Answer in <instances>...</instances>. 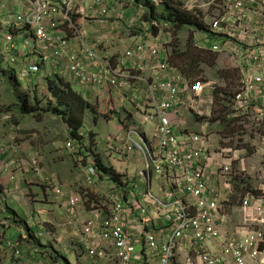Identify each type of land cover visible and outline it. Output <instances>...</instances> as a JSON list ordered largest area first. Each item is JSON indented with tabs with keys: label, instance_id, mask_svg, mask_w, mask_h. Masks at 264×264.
Returning <instances> with one entry per match:
<instances>
[{
	"label": "built area",
	"instance_id": "obj_1",
	"mask_svg": "<svg viewBox=\"0 0 264 264\" xmlns=\"http://www.w3.org/2000/svg\"><path fill=\"white\" fill-rule=\"evenodd\" d=\"M25 2L28 5L25 12L15 20L19 24H33L37 28L28 43L35 42L44 60H55L73 81L81 86H90L86 90L91 87L130 89L129 82L142 86L145 100L140 102L137 115L142 127L155 126L157 139L155 146L149 150L129 138L127 151L137 150L145 156L147 173L153 171L156 176L162 177L169 171H180L185 179L184 190L197 201V217L169 216L167 229L146 232L142 223L134 222L127 209H135L146 222L149 218L145 205L142 202L127 205L129 203H121L114 196L111 199V214L99 219V212H95L94 219L86 223L78 237L84 254L89 258L111 259V264H264V0H222L220 14L213 17L209 24V31L219 36L223 40V48L233 54L238 69L236 86L221 92L218 95L219 103L228 110L227 118L237 120L241 133H247L257 140L252 154L260 161L257 188L252 191L244 181L240 182L237 200L240 224L237 223L229 231L223 214L230 207L234 195L232 185L235 184V176L244 179V161L237 159L235 149H221L219 172L211 173L212 183L205 172L210 167L202 165L207 160L204 151L206 139L189 134V144L180 146L181 140L175 136L170 116L177 111V107L188 102V93L185 92L186 88H181V85H186L183 79L168 73L166 66L159 63L163 52L151 44L136 45L133 54L127 53V56L135 59L134 72L151 71L149 82L147 78L133 75L122 68H112L108 61L100 59L86 47L82 34L73 27L79 45L83 47L81 53L71 51L69 42L61 37L62 33L58 30H54V34L49 33V30L61 25V20L69 21V13L80 0ZM92 8H97L103 15L107 12L103 0H91L90 11ZM60 10H64L62 19H59ZM7 40L10 42V38ZM12 50L14 46L11 42L8 51ZM212 51L216 52L218 48L213 47ZM32 71L37 70L34 68ZM210 88V83L195 82L190 92L200 98ZM133 103L138 104L137 99ZM207 106L211 107L212 103ZM135 135L139 137L137 133ZM110 151L113 156L120 155L118 147L111 145ZM233 162L238 166L235 172L230 169ZM95 175L94 170L87 171L89 185L93 184ZM55 193L61 195L59 190H55ZM78 204L77 197L70 199L66 211L72 214ZM129 220L131 225L128 224ZM137 247L141 248L140 252ZM10 248L16 257H20L21 251L17 245L11 244ZM103 248L108 250V254L102 251ZM28 264L51 263L41 258L29 260Z\"/></svg>",
	"mask_w": 264,
	"mask_h": 264
},
{
	"label": "clouds",
	"instance_id": "obj_2",
	"mask_svg": "<svg viewBox=\"0 0 264 264\" xmlns=\"http://www.w3.org/2000/svg\"><path fill=\"white\" fill-rule=\"evenodd\" d=\"M53 1L55 3H60V0H53ZM103 1L105 3V6L107 7L106 14L103 15L99 13V10L97 8H92L91 9L92 11H90L91 0H80V2L77 5H75L73 11L69 13V21L61 20V25H59L56 29L49 30V33L54 34V30H58L60 33H62L61 37L65 38L69 42L71 46L69 47V49L73 52L76 51L77 53H81L83 51V47L79 45L77 34L75 32V30H77L78 32L82 34V40L84 41L86 47H88V49L93 51L95 55L99 57L100 59L108 61L110 65L112 66V68H122L124 70L129 71L133 75H139L141 78H147L149 82H151V79L149 78L151 71L147 69L140 73L134 72L133 63L135 59L134 57L133 59H131L129 56H127V53L133 54L135 52L134 47L136 45L147 46V45L155 44L163 52V56L159 60V63L166 66L168 73H172L173 75L183 79L182 78L183 72L179 68L174 67L171 64V60H169L171 52H168L167 49L165 48V50L167 51L166 53L162 48L163 45L169 46L170 43H174V41L172 40V36L169 37L170 32L161 33L159 25L156 24L158 21L153 20L151 23L146 22L144 20L141 21L143 22L142 24L148 26L152 32V33L148 32L152 34L151 40L150 42L145 43V44L142 43L141 41L142 38L137 37L136 36L137 34L133 32V28H135L134 26L135 19L131 23L129 24L127 23L128 25H125L126 27H125L124 33L123 32L122 33L126 34L129 39L131 38L133 39V41L131 42L132 46L128 48V50H126L123 57L119 58V60H115L113 57H110L108 55H103L98 51V48L105 46V44L107 43L106 40L109 36L111 35L114 36L113 34H110L109 36L102 38V39L99 38L97 40V43H94V44H97V46L96 47L92 46V44L89 42V30L87 26H85L83 23L80 24L79 20L77 19L82 18V20H88V19L93 20V21L89 20L88 22H86V23L91 22V24H88L89 27H92L93 23L99 20V22L102 23V29L107 28L106 22H108L111 19L109 17L110 10H109L108 2L106 0H103ZM135 1L136 0H134V3ZM140 1L149 2L150 4L154 6L156 5L157 7L162 6V3H163V0H159L158 3L152 2L151 0H140ZM11 3L20 4L22 8L20 10L17 9L16 7L11 8L9 7ZM5 4H7L8 6H5ZM26 6L28 5L25 2V0H0V28L2 29V32L5 33L4 35V40H5L4 55L5 57L8 58L9 65L18 66L21 63V60H23L24 64L27 65L21 71V75L24 79H30L34 81L35 85L38 83L46 82V86H48L51 82H53L56 78H58L62 80L65 84H68L69 87L73 89L77 94H80V95L85 94L86 98L84 99L87 102L91 101L90 97L99 99V97H96V94H95L99 90H102V91L109 90V95L111 99L107 100L109 102L105 101L106 103H109V104H108L107 114L105 116V114L103 113V117L108 119L107 124L109 125L111 131L108 133V136L106 137L107 139H105L102 146H104L106 152L109 153V156L111 158H120V156H123V154L125 156H130L135 153H138L140 157L144 159L145 164H146L145 156L141 154L139 151L137 150H133L132 152L127 151V145H128L129 138H131L136 144H138L139 146L143 148L146 146L149 150H152V147L155 146L156 139H157L156 132H155V126L151 125V126L142 127L140 125V118L137 115V112H138L137 109H138V106L140 105V102L145 100L144 94L142 92V86L138 84L137 82H129V85L131 86L130 89H119L118 90L116 88H109V87H105V88L91 87L89 90H86L85 88L90 87V86H81L79 83L73 81L70 74L67 73L63 68H61L55 60H50V59L44 60V57L41 54L40 50L36 47L35 42L28 43L30 40L33 39L34 33L37 30V28H35L33 24H27V25L19 24L15 20L17 16L25 12L27 8ZM6 10H8L9 13L6 15L7 19L4 20L3 15L5 16ZM139 10H143L145 12V10L142 8ZM59 13H60L59 19H62V16L64 15V10H60ZM140 13L141 12H139V14ZM144 15L146 16V12ZM102 18H105L106 21H102L101 20ZM139 19H140V15H139ZM165 27L170 29L171 34H172L173 30L171 26H169L168 24H165ZM140 31H143V29L139 30V32ZM207 31L210 34H208ZM207 31L198 32V33L204 34V36H207L206 38H214L218 40L219 43L218 44L214 43L209 49L202 48V47H199V48L202 50L208 51L210 54L208 52H205V53H208L209 55L221 54V51H223L224 56L229 60L230 63L233 64V68L236 73V78L232 82L225 83L224 89L218 88V90L217 89L214 90L212 87L209 89V91L211 90V94H210L211 100L209 101V103L211 102L212 106L211 107L207 106V108H210V112L208 113V115L204 114L201 117V119H204V120L206 119L210 120L212 117H214V107L219 102L218 95L221 92L224 93L226 89L233 88V83L236 86L237 77H238L237 64H236V61L234 60L233 54L229 52L227 48H223L222 46L223 40H221L219 36L209 31V26H208ZM164 36L166 37V40L163 41L162 44H160L159 43L160 38L162 40ZM8 38H10V42H8L7 40ZM119 38L120 40H123L121 36ZM11 42L13 43L14 50L9 52L8 50L10 48ZM213 47H217L218 51L213 52L212 51ZM0 53H2V51H0ZM227 55H229V57ZM5 57L1 55L2 61H7ZM12 60H14V63H12ZM34 68L37 71L35 72L32 71V69ZM24 73L26 75H24ZM10 74L12 75V77H14V79L17 80V71H15L14 73H10ZM183 77L187 80V78L184 75ZM183 81L185 82L184 79ZM193 81H190L189 82L190 84H186L185 87L184 86L182 87L181 85V88H186V91H185L186 93L190 92L192 84L195 83ZM196 82L210 83V82H204V81H196ZM226 94L229 95L230 93H226ZM112 99H113V103H111ZM135 99H137L138 104L133 103ZM96 102L98 101L96 100ZM188 103H189V100L188 102L184 104V106L177 107V111L172 113L170 116V120L173 124V127L175 128V136L178 140H181V145H180L181 147L183 145L189 144L187 140V137H189V134L200 135L206 139V142L204 143V147H205L204 151L206 152L207 160L203 161L202 165L205 164L210 167L208 171H205V172L208 174L209 179H211L213 183V177L211 176V173L219 172L218 171L220 167L219 166L220 164L219 153L221 149H218L216 152H214L213 150L214 147L211 145L209 141L210 137H208V135L205 134L207 130L206 125H203L201 133H195L194 130L193 131L190 130V125H192L193 123L189 122L187 126L188 128H186V125L183 124V118L186 112L185 106H187ZM120 104L122 105V107L120 106ZM87 112H90V111H87ZM87 112L85 113V115L87 114ZM53 116L58 117L57 115H53ZM226 116L227 114L223 115V118H221L219 122L223 121L225 123L231 124V126L234 128V137L233 138L228 137L226 139V142L233 141L235 143H238L239 141H242V138H247V142L245 143L246 149H249L250 151L253 152L255 150V146L257 143L254 141V137L248 135L247 133H241L242 129L238 125L237 120L231 119L230 117L227 118ZM61 121L64 123L62 119ZM97 121L98 119L95 122V119L93 118L94 123H97ZM83 122H84V118H83ZM198 123L199 121L196 123V125ZM66 128H67L66 129L67 136H66L65 151L67 154L69 153L71 156L75 155L78 157V160L74 161L73 164L76 167H80L81 170L83 171V181H82L83 191L82 193H79L72 197V198L77 197L79 199V204L73 208V213H76L77 209H80L81 206H84V209H85L88 204L87 200L88 199L91 200L95 195V194H92L96 192V187L94 188V186L98 185V188H99L104 182V183H108L107 184L108 186L106 187V188L109 187L108 192L107 190L103 192L100 191L98 194H96V196L100 197L103 201L106 202L107 208L100 207L91 212L92 216H94L95 212H99L101 216L99 219H104L108 215L111 214V211H112L111 199L114 196H117L119 200L121 201V203H126V204L129 203L127 205H130L133 202H142L145 205L146 207L145 209L147 212L148 210H152L157 214V217L155 220L160 221L162 223L159 226L152 227L153 219L149 217V213H147L149 220L144 222V220H142L140 213L135 211V209L133 208H127L129 210L130 216L132 215L133 219H135L134 222L142 223L144 231L146 232H151L153 230H157L160 228L167 229L169 227V221L167 220V217L169 216L174 215L176 218L179 215H184L186 217H188L189 215H192V218L197 217V210H196L197 201L195 198H193V196L189 195L184 190L185 179L182 176L180 171H177V170L169 171L168 174L162 177H159V176H156L153 173V171L147 173L146 169H144V171H142V175H139V176L137 175L136 177L137 179L136 181L138 182L137 186H135V184L131 181L130 183L124 184L122 181H119L120 178L118 177L110 178V175L112 174V172H108V173L102 172L101 169L98 167V164L101 165L100 163L101 160L95 155L94 148L97 144H100V143H98L97 139H95L96 134L95 136L91 132H89L88 134H85L84 132L80 130L76 135L77 139L72 140L68 137L69 129L68 127ZM135 133H137L139 137H137ZM89 135H92V137H90ZM118 138L120 139L119 142L116 141V139ZM123 140L127 141V145L125 147H121L120 145L121 141ZM0 145L3 147V151H4V146L1 143ZM111 145L120 148L119 156H113L111 154V151H110ZM37 161L39 162V159H37ZM14 166H16V162L11 161L8 164H4L1 171H6L9 167L12 169L14 168ZM90 169L94 170L96 174L95 178L92 179V182H93L92 185H89L87 183L88 181L86 177V173ZM33 174L40 175L41 172H34ZM154 180H161L163 189L161 188L157 189L155 187ZM11 181H13V178H11ZM244 182L245 184H247L246 181ZM249 182H252V181L249 180ZM0 184L2 185L1 181H0ZM41 184L46 189H48L57 200L62 199L63 193L55 177H51V178L45 177L42 180ZM128 186H133V187L129 188ZM234 186L235 184L232 185V187L235 190ZM236 186L237 188H239L240 183H238ZM247 187H250V186L247 184ZM4 190L5 189L3 187L2 195L4 194ZM55 190H59L61 192V195L58 196L55 193ZM127 192L129 193V196H127ZM232 198L233 197H231V199ZM69 200L64 201L66 203V206L64 208L65 211H66V207H67ZM229 208L230 207L226 208L223 214L227 219V230L228 231L230 228H233L236 225V224H231L228 229V224L230 223V217L227 215V210H229ZM31 212L33 215V211ZM236 212L239 214L238 204H237ZM43 213L47 214L46 210L44 208H39L36 210V212H34V215L36 214L35 215L36 218L38 217L42 218ZM65 213L67 215L73 214L67 211ZM16 217L17 216L15 215H11L9 219H4L5 221L9 222L6 225H4L6 229L9 230L10 225L12 224L11 223L12 220L14 222V219ZM240 218L241 217L239 214L238 224H240ZM87 222L89 221L82 223V228L80 232L78 233L79 236L82 233V230L84 226H86ZM147 223H150V225L147 226L146 225ZM24 236H22V238L19 237L20 239L18 240H8V241H6L4 238H1L0 239V249L5 248L6 252H9L12 258L14 257V259L17 260V262L23 263L24 261L25 264H28L29 260L36 261V260H40L41 258L48 260L51 264H64L63 261H56L51 258L50 251L57 252L53 250L51 247H47L46 249H50V250L49 252H45V253L40 252V249H38L37 247L34 249V251H29L27 248H22L21 243L26 241L23 238L28 239L27 236L25 237ZM45 236H46V233H44L43 230L38 231V233L37 232L35 233L34 237H35V240H37L36 242L38 245H40V243L38 242L42 241ZM78 240L79 239H77V245L75 244L74 246L76 248V251L79 254V258L84 257V260H81V263L87 262V264H96V262H98L97 260H106L107 264H111L110 262L111 259H106V258L100 259L98 257L89 258L87 255L84 254L83 248L80 245ZM11 244H15L18 246L19 250L21 251L20 257L15 256L14 251L10 248ZM102 251H106L107 253V250L105 248H103ZM137 251L140 252L141 248L137 247ZM57 254H59V257H60L59 260L64 259L66 260V262H68V264H70L68 259L64 257L61 253L57 252ZM85 259L90 260V261H86Z\"/></svg>",
	"mask_w": 264,
	"mask_h": 264
},
{
	"label": "rangeland",
	"instance_id": "obj_3",
	"mask_svg": "<svg viewBox=\"0 0 264 264\" xmlns=\"http://www.w3.org/2000/svg\"><path fill=\"white\" fill-rule=\"evenodd\" d=\"M221 2L222 0H180L178 5L180 10L190 12L194 28L201 27L204 29V32H206L210 20L220 14ZM5 6L8 5L5 4ZM9 7H16L19 10L22 8L20 4L16 3H11ZM156 8L159 9V12L156 11V16L159 18V16L162 15L161 7L156 6ZM8 13V10H6L5 16L3 15L4 20L7 19L6 15ZM124 14L126 20L130 21L131 19H135L134 26L136 29L141 30L143 28V22L141 21L145 18L144 11L139 14L135 11V9H131L125 10ZM139 15L141 20L139 19ZM156 24L159 25L161 33L170 32L169 37L172 36V40L174 41V43H170L169 46H162L166 53L167 51L171 53L177 52L179 56L184 55L188 60L189 57H191L190 61L193 62V70L192 72L188 71L187 69L184 70L183 75L187 78V80L182 75V78L185 80L186 84H190L189 82L193 80H195L193 82H210L211 87L214 90H218V88L224 89L225 83L232 82L236 78L233 64L230 63L229 60L224 56L223 51H221V54L209 55L210 53L208 51L199 48L202 47L209 49L214 43L218 44V40L214 38H206L207 36H204V34L192 31V28H184L180 31L176 38H174V33L172 32L171 34V30L165 27L163 22H157ZM121 27L125 29L126 26L121 24ZM112 28L114 29L113 26ZM110 33L111 31L109 34ZM207 33L210 34L208 31ZM117 34L121 36L123 40L128 38L127 35L123 34L122 32H120V34L117 32ZM4 35L5 33L2 32V29L0 28V51H2V53H0V100L2 104L0 107V115H2L4 118H7V123L9 125L21 127L20 134L22 135H20L17 140L20 145H22V150H30V148H32L31 150L34 152V157H32L28 163L23 164L29 168L28 172H31V174L34 172H43L42 169L47 166V170L50 171L48 176L51 178L54 175V170H56V164H51V162H54L59 157L63 156L60 154V152H66V136L64 135L61 137V135L66 132L67 126L61 121V118L46 112L48 108H53L55 106V99L53 98L52 93L49 92L46 82L35 85L34 81L30 79H24L21 75V71L27 65L24 64L23 60H21V63L18 66L9 65V60L4 55ZM136 36L143 37V34L140 33ZM109 37L108 38L111 41H115V36L111 35ZM98 38L95 40L97 41ZM165 40L166 37L164 36L162 40L160 38L159 43L162 44V42ZM113 48L118 49L119 46L117 45L112 48L108 47V51ZM205 52H208L209 54ZM1 55L4 56L7 61H2ZM227 56L229 57V55ZM15 71H17V80L14 79V77H11L10 74L14 73ZM234 86L235 84L233 83V87ZM95 94L96 97H99V99L90 97L91 101H88L94 114L87 112L88 110L86 111L87 114L84 117L81 131L85 134L91 132L94 134V136L96 134L95 139H97V142L101 145L97 144L95 146L94 153L101 160V165L108 170H111L112 174L110 175V178L118 177L120 178L119 181H122L124 184L130 183L131 181L135 184V186H137L138 182L136 181V177L137 175L139 176L142 171H144L146 167L145 161L138 153L130 156H125L123 154V156H120V158H111L109 153L106 152L102 144L105 139H107L106 137L108 136V133L111 131V129L107 124L108 119L103 117V113L106 116L109 104L106 102H109L107 100L111 99V97L109 95V90H99ZM210 94L211 90L209 91V89H207L204 94L198 98L193 96L191 92H188L187 99H189V103L187 106H185L186 112L184 114L183 124L186 125V128H188V123H193L190 125V130H194L195 133H201L203 125H206L207 130L205 134L210 137L209 141L214 147V152H216L218 149H223L226 147L235 149L237 151V159L242 158L244 161V179L241 177L237 178L235 176V193L231 199L230 208L227 210V215L230 217V223L228 224L229 229L231 224H237L239 221V214L236 211L240 187L237 188L236 185L241 181H246V183L250 186V190H255L258 183L257 176L260 161L255 156H253L252 151L246 149L245 143L247 142V138H242V141H239L238 143L233 141L226 142L228 137H234V128L231 126V124L225 123L223 121L219 122V120L223 118V115L228 113V110L226 108H222V105L219 102L214 107V117H212L210 120L201 119L204 114L208 115L210 112V108H207V104L211 100ZM82 97L86 98L85 94H82ZM26 100L28 102L26 112L21 114L19 107ZM96 100L98 102H96ZM111 103H113V99ZM193 103L196 106L193 105ZM120 106L122 107L121 104ZM93 118L95 119V122L98 119L97 123L93 122ZM198 121L199 123L196 125ZM9 125L6 126V129ZM1 127L6 132L5 126ZM254 141L257 142V140ZM50 144L56 145V147L53 148ZM120 145L121 147H125L127 145V141H121ZM51 151H54V153L50 154ZM38 158H44L45 163L41 164L38 162ZM67 158H70L73 162L78 160L77 156H71L69 153ZM53 166H55L54 170ZM230 169H233L235 172L238 169L237 164L234 162L231 163ZM249 180L252 182H249ZM3 181L8 182L9 179L7 178L6 180L5 178ZM154 184L157 189H163L161 180H154ZM128 187L132 188L133 186ZM3 195L2 193L0 194V219H9L11 215L18 216L17 213L19 210L23 212V209L19 203H17L19 206L17 207L16 204L12 203L10 199H6L5 196L3 197ZM127 196H129L128 192ZM92 199L87 200L88 204L85 208L87 212L91 213L93 210H96L100 207L107 208L106 202L100 197L94 195ZM147 213H149V217L152 219L157 217V214L152 210H148ZM19 215L23 222V225H21V222L19 226L23 227L25 225V221L28 220L25 218V214L19 213ZM50 219L57 224V219L54 216ZM14 222L17 223V220L14 219ZM33 229L34 233H36V228L34 226ZM9 232L10 234L7 236L8 238L13 237L12 234H16L13 230H10ZM14 239H16V236ZM54 243L58 244L56 241H54ZM69 245H71L70 241H65L63 242V245H61L56 250L60 253L62 249L68 247ZM11 259L13 258L11 257ZM85 260L90 261L87 259ZM13 263L15 262L13 261ZM81 264H87V262H82Z\"/></svg>",
	"mask_w": 264,
	"mask_h": 264
},
{
	"label": "crops",
	"instance_id": "obj_4",
	"mask_svg": "<svg viewBox=\"0 0 264 264\" xmlns=\"http://www.w3.org/2000/svg\"><path fill=\"white\" fill-rule=\"evenodd\" d=\"M109 4V10H110V20L106 22V27L102 29V23L97 20L94 22L92 27H89L86 23L89 20L93 21L91 19L88 20H82V18H78L80 24H84L87 26L89 30V42L92 44V46H97L96 38H105L109 36L110 34H113L116 38L115 41H111L109 38L107 39V43L104 47L98 48V51L103 55H108L110 57H113L115 60H119V58L123 57L124 53L128 48L132 46L133 39H125L120 40V36L117 34V32L120 34V32L124 33V30L121 27L122 25H128L131 23L134 19L126 20L125 19V10H131L135 9L136 12H142L143 10H139L140 8H137L134 4V0H106ZM102 21H106L105 18L101 19ZM124 21V22H123ZM108 23V25H107ZM128 23V24H127ZM114 27V29L112 28ZM113 29V30H112ZM143 31L139 32L138 29L133 28V32L135 34H143L142 43H148L151 40L150 33L151 30L148 26L143 24ZM121 30V31H120ZM111 33L109 34V32ZM150 32V33H148ZM98 38V39H99ZM140 38V39H141ZM121 44V45H120ZM119 46V48H113L110 51H108V47L112 48L115 46ZM124 50V51H123ZM2 106L1 100H0V107ZM120 120V119H119ZM9 125L7 123V118L0 115V143L4 146V151L0 153V181L4 187V195L6 199H10L12 203L16 204L17 207L19 203L21 205V208L23 209V212L19 210L17 213L18 216L15 218L17 220V223L13 222L10 225L9 230L5 228L4 225H6L7 221L4 219H0V239L4 238L6 241L8 240H18L19 237L22 238V236H27V238H23L24 241L21 243L22 248H27L29 251H34V249L37 247L40 249V252H49V249H46L47 247H51L53 250L57 251L61 245H63V242L70 241L71 245L68 247L62 249L60 253L68 259L70 264H81V260H84L83 258H79V254L76 251L75 244L77 245V239L78 234L82 228V223L86 221H91L94 219V216H92L91 213H87L86 209H84V206H81L80 209H77L76 213H73L72 215H67L64 210L66 203L65 200L68 201L73 196L82 193L83 191V171L80 167H76L73 164V161L70 158H67L68 154L66 152H60L62 157H59L54 162H51V164H56V170L55 166H53L54 175L52 177H55L61 187L62 190V199L57 200L51 192L46 189L42 184V180L45 177H49L48 174L50 173L49 170H47V166L42 169L43 172H41L40 175L37 174H31L29 171V168L27 166H24V163H28L29 160H31L32 157H34V152H32V148L22 150V145L18 142L17 138L22 135L20 134L21 127L20 126H14L9 125L6 129V126ZM1 126H5L6 132L2 129ZM67 131L61 135L63 137L66 135ZM51 145V144H50ZM101 145V144H100ZM53 148L56 147V145H51ZM51 153H54V151H51ZM39 162L41 164L45 163L44 158H38ZM14 161L16 162V166L14 168H8L6 171H1L4 164H8L9 162ZM9 179L8 182H5L3 180ZM11 178H13V181H11ZM108 183H102V187L98 188V185H95L96 192L92 194H98L100 191H106L108 192V188H106ZM44 208L47 212V214L43 213L42 218H36V214L34 215V212H36L37 209ZM25 211V212H24ZM33 211V215L32 212ZM20 214H25V218H27L28 221H25V225L23 227H20L19 224L22 222V218L19 217ZM55 217L57 219V224L53 222L50 218ZM156 218H153L152 220V227L153 226H159L162 222L156 221ZM137 223V222H136ZM135 223V224H136ZM129 225L132 223L129 222ZM23 225V222L22 224ZM147 226L150 225V223L146 224ZM33 226L36 228V232L43 230L44 233H46V236L42 241H39L40 245L37 244V240H35V233ZM24 229V230H22ZM10 230H13L16 234H12L13 237L8 238L7 236L10 234ZM4 236V237H2ZM16 236V239H14ZM24 236V237H25ZM54 241H56L58 244H55ZM78 247V246H77ZM46 249V250H45ZM58 252V251H57ZM59 253V252H58ZM108 254V250H107ZM12 256H10L9 252H6V249H0V264H25V262H17V260L11 259ZM13 261L15 263H13ZM96 264H107L106 260H97Z\"/></svg>",
	"mask_w": 264,
	"mask_h": 264
},
{
	"label": "trees",
	"instance_id": "obj_5",
	"mask_svg": "<svg viewBox=\"0 0 264 264\" xmlns=\"http://www.w3.org/2000/svg\"><path fill=\"white\" fill-rule=\"evenodd\" d=\"M179 1L180 0H163L162 6H160L162 15L159 16V18L156 16V11L159 12V9L156 8L154 5L150 4L149 2L136 0L134 4L137 8H142L145 10L146 16L144 18V21L151 23L154 20L158 22H163L171 26L174 33V38H176V36L184 28H192V31L195 32H204L201 27L194 28L190 12L180 10L178 5ZM178 56L179 54L177 52L171 53V56L169 58V60H171V64L174 67L179 68L182 72H184L185 69L192 72L193 62L190 61L191 57H189L188 60L184 55H180L179 57ZM48 89L49 92L52 93L53 98L55 99V106L53 108H48L46 112L60 117L69 129L68 137L72 140H76V135L83 126V118L85 112L88 110L93 113L92 108H90V104L82 97V95L77 94L73 89L69 87L68 84H65L62 80L58 78H56L53 82L48 85ZM27 103L28 102L26 100L20 105L19 111L21 114L26 112ZM89 136L92 137V135ZM98 167L101 169L102 172H111L110 170L99 164ZM2 192L3 187L0 184V194ZM50 253L51 258L53 260L63 261L64 264H68V262H66V260L64 259L59 260V254L55 253L54 251H50Z\"/></svg>",
	"mask_w": 264,
	"mask_h": 264
}]
</instances>
